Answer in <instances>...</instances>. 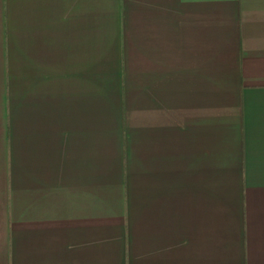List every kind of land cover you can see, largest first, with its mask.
Wrapping results in <instances>:
<instances>
[{"label":"crops","instance_id":"obj_1","mask_svg":"<svg viewBox=\"0 0 264 264\" xmlns=\"http://www.w3.org/2000/svg\"><path fill=\"white\" fill-rule=\"evenodd\" d=\"M0 264H264V0H0Z\"/></svg>","mask_w":264,"mask_h":264}]
</instances>
